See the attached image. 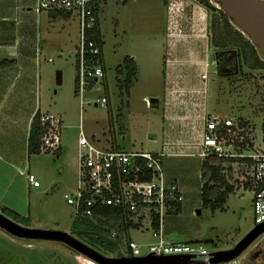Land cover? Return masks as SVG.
<instances>
[{
  "label": "rangeland",
  "instance_id": "obj_1",
  "mask_svg": "<svg viewBox=\"0 0 264 264\" xmlns=\"http://www.w3.org/2000/svg\"><path fill=\"white\" fill-rule=\"evenodd\" d=\"M211 4L219 12L207 11L199 0H168L167 5L165 0H128L125 3L104 1L99 12V25L106 74L103 80L86 89L83 95L78 92L77 85L78 23L74 19L55 22L51 34L42 41L41 103L44 112H50L60 119L62 145L67 152L59 161L55 153L41 155L52 171L48 176L39 177V181L43 187H47L53 177H59L62 168L65 172L61 177L63 182H57L54 186L50 184L52 187L49 186L47 192L32 200L28 228L63 231L84 242L72 234L77 218L64 199V195L73 192L78 185V168L74 156L77 153L80 125L86 137L94 138L102 147L110 148L114 144L119 150L130 153L162 151L166 129L164 73L171 43L174 48L182 50L187 40L198 42V47L194 46L196 61L205 57L210 64L209 79L203 81L208 90V113L212 117L228 118L236 125L233 140L238 148L237 153L253 155L264 151V70H250L243 66L240 73L231 77L217 75L216 67L211 64L214 48L211 45L210 27L212 18L220 16L222 9L212 1ZM169 8L175 17L171 28ZM63 24L69 28V38L64 40L60 39L62 35L65 36L62 33ZM168 33L172 34L171 43ZM259 56L264 60L261 53ZM127 58L136 62L138 72L130 88L125 90L118 84L117 71ZM58 72L62 74L60 86L56 83ZM119 79L126 84L124 73ZM103 98H106L107 103L95 106L97 100ZM150 99H159L160 107L151 109L146 101ZM245 159L250 157L232 158L222 164L223 175L235 191L229 196L225 210L216 212L202 206L201 159H165L166 170L178 177L179 182L175 183L183 196L180 213L165 218L164 232L170 240L201 244L209 253H215L234 248L255 228V190L250 182L252 161ZM17 223L27 227L24 223ZM142 223L143 226L138 230H113L123 242L117 251L103 254L115 258L129 256L127 239L140 246L141 255L148 254L149 246L156 240L149 217ZM247 255L246 251L237 258V264H247ZM0 264L96 263L63 243L20 239L0 228Z\"/></svg>",
  "mask_w": 264,
  "mask_h": 264
},
{
  "label": "crops",
  "instance_id": "obj_2",
  "mask_svg": "<svg viewBox=\"0 0 264 264\" xmlns=\"http://www.w3.org/2000/svg\"><path fill=\"white\" fill-rule=\"evenodd\" d=\"M36 8L37 0H0V62H6L0 69V213L13 221L15 220L7 213L30 219L32 200L47 192L49 186L63 182L61 177L65 172L62 168L59 177H53L47 187L40 183L38 188L30 185L26 176L20 174V171L29 172L34 174L37 180L50 174L52 167L50 164L46 165L45 158H41L43 153L33 156H29L28 153V139L35 115L38 112L42 116L52 115L42 110L41 103L44 58L42 41L51 34L55 22L74 19L78 23L74 14H60L57 11L38 13ZM168 10L171 28L175 17L172 9ZM62 27L65 36L62 35L60 39L64 40L69 38L67 34L69 28L67 24H63ZM171 35L168 33L170 43ZM197 44L198 42L193 39L187 40L181 50L174 48V44L171 43L165 62L164 147L160 152L150 153L165 155L163 169L167 181L172 183L179 180L166 170L164 165L166 158H200L203 164L207 159L199 156L201 153L199 142L205 122L212 118V115L208 113L207 108L206 82L201 79V67L206 58L196 61L194 46ZM77 45L78 43L76 49ZM102 61L106 74L103 56ZM112 145L111 147H114L112 149L119 150V147ZM66 152V147L61 144L59 150L55 152L58 161ZM76 152L74 163H77L79 176V144Z\"/></svg>",
  "mask_w": 264,
  "mask_h": 264
},
{
  "label": "built area",
  "instance_id": "obj_3",
  "mask_svg": "<svg viewBox=\"0 0 264 264\" xmlns=\"http://www.w3.org/2000/svg\"><path fill=\"white\" fill-rule=\"evenodd\" d=\"M107 0H37L36 11H64L74 14L79 24V41L76 49L78 92L83 95L105 78L103 52L93 39V30L97 25L96 4ZM123 2L124 0H113ZM264 1V0H261ZM217 67L215 59L211 63ZM209 61L201 67V79L209 78ZM150 106L149 100H146ZM106 98L97 100L104 106ZM41 123L45 126L42 137V153H55L62 144L60 119L54 115H43ZM236 125L230 119L212 117L206 120L199 146L203 159L220 157L224 159L250 157L252 173L250 182L255 190L253 200L255 227L264 224V151L253 155L237 153L233 140ZM242 142V141H241ZM79 178L75 191L65 194L64 199L76 217L94 218L100 210L107 208L122 211L127 222L143 226V220L149 217L151 225L154 215L158 217L159 228L153 230L156 240L149 246L148 254L141 255L140 246L130 239L128 251L130 258L154 256H190L191 261H205L211 264L212 253L201 244L178 243L170 240L164 232L165 218L174 213V205L183 201L180 187L168 182L163 169V153L125 152L99 146L95 140L86 137L82 126L79 133ZM29 184L35 188L40 182L34 174L20 171ZM116 233L112 234V238ZM222 264H237L232 261Z\"/></svg>",
  "mask_w": 264,
  "mask_h": 264
},
{
  "label": "trees",
  "instance_id": "obj_4",
  "mask_svg": "<svg viewBox=\"0 0 264 264\" xmlns=\"http://www.w3.org/2000/svg\"><path fill=\"white\" fill-rule=\"evenodd\" d=\"M128 0H124L123 3ZM202 6L213 13L219 10L211 4V0H199ZM167 5L168 0H165ZM101 4H96L97 25L93 30V39L99 44L102 52V35L99 25V12ZM60 14H66L64 11H57ZM211 45L214 48V59L217 62L216 73L220 77H231L233 74L240 73L241 68L246 66L250 70H264V60L259 56L260 51L253 45L252 41L248 40L242 32L235 29L229 17L223 10H220V16H214L211 21ZM6 65V62H0V69ZM105 70V69H104ZM137 65L133 59H125L123 66H121L118 73V84L121 89L128 90L132 83V79L137 75ZM123 73L126 75V84L119 79ZM41 113L38 112L31 124L29 139H28V153L29 156L39 155L42 153V137L45 134V126L41 123ZM264 128V126H263ZM251 162V159H245ZM229 161L220 157H209L205 160L202 166L203 186L201 189V202L204 208H210L213 212L217 210L224 211L227 200L235 189L228 184L223 175L222 164ZM178 215L181 211V203L174 205ZM20 223L26 224L28 227L29 218H25L18 214H8ZM77 221L72 227V234L84 240V242L100 253H113L118 250V246L122 241L116 234L112 238L114 231L120 232L121 229L128 232L130 229L138 230L139 225L133 222H127V216H124L122 211L114 209L100 210L94 218L86 219L76 217ZM152 229L158 230V217L154 215L152 222ZM114 230V231H113ZM128 244L130 239H127ZM83 242V243H84ZM191 244V243H187ZM104 255V254H103ZM123 257V255L119 256Z\"/></svg>",
  "mask_w": 264,
  "mask_h": 264
},
{
  "label": "water",
  "instance_id": "obj_5",
  "mask_svg": "<svg viewBox=\"0 0 264 264\" xmlns=\"http://www.w3.org/2000/svg\"><path fill=\"white\" fill-rule=\"evenodd\" d=\"M221 6L231 22L247 35L254 46L264 56V1L261 0H211ZM56 83L62 84V74L57 73ZM150 108L158 109L159 99H150ZM199 214V211L197 212ZM0 228L10 235L26 240H47L60 242L96 264H203L205 261H191L190 256L154 257L151 255L137 258L107 257L91 248L74 236L63 231L39 230L23 227L0 213ZM264 235V224L252 229L234 248L212 253L211 264L235 261L260 236Z\"/></svg>",
  "mask_w": 264,
  "mask_h": 264
},
{
  "label": "flooded vegetation",
  "instance_id": "obj_6",
  "mask_svg": "<svg viewBox=\"0 0 264 264\" xmlns=\"http://www.w3.org/2000/svg\"><path fill=\"white\" fill-rule=\"evenodd\" d=\"M246 251L249 257L247 264H264V235L252 243Z\"/></svg>",
  "mask_w": 264,
  "mask_h": 264
}]
</instances>
